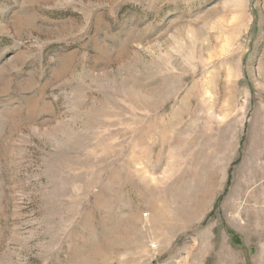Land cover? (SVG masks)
<instances>
[{
    "label": "rangeland",
    "instance_id": "374dc122",
    "mask_svg": "<svg viewBox=\"0 0 264 264\" xmlns=\"http://www.w3.org/2000/svg\"><path fill=\"white\" fill-rule=\"evenodd\" d=\"M0 264H264V0H0Z\"/></svg>",
    "mask_w": 264,
    "mask_h": 264
}]
</instances>
